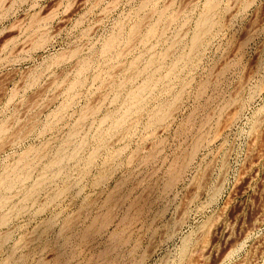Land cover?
Here are the masks:
<instances>
[{
	"label": "rangeland",
	"instance_id": "374dc122",
	"mask_svg": "<svg viewBox=\"0 0 264 264\" xmlns=\"http://www.w3.org/2000/svg\"><path fill=\"white\" fill-rule=\"evenodd\" d=\"M0 222V264H264V0H0Z\"/></svg>",
	"mask_w": 264,
	"mask_h": 264
},
{
	"label": "bare ground",
	"instance_id": "6f19581e",
	"mask_svg": "<svg viewBox=\"0 0 264 264\" xmlns=\"http://www.w3.org/2000/svg\"><path fill=\"white\" fill-rule=\"evenodd\" d=\"M209 13V12H208ZM207 13V14H208ZM209 15V14H208ZM207 15V16H208ZM205 16V15H204ZM209 19H210V16H209ZM203 21H206V22H208L206 19L205 20H203ZM204 23V22H203ZM201 24H202V22H201ZM210 24V23H209ZM205 26H209V25H205ZM200 27H201V25H200ZM204 26L202 25V28H203ZM207 28V27H206ZM210 29V28H209ZM204 31H205V29H203ZM207 30V29H206ZM200 32V31H199ZM205 34V32L202 34V36ZM196 35H198L197 33H196ZM196 35H195V37H196ZM202 36H198V37H202ZM194 38V37H193ZM117 39V38H116ZM201 39V38H200ZM115 40V39H114ZM197 40H198V38L196 37L195 39H194V42L196 41L197 42ZM200 41V40H199ZM109 42H111V41H109ZM112 42H113V40H112ZM198 44H199V42H197ZM113 44H114V42H113ZM107 46H109L110 47V45H107ZM194 46V45H193ZM136 98V97H135ZM157 115V114H156ZM158 118V117H157ZM196 149V148H195ZM63 159V158H62ZM58 160V159H57ZM60 161H62V160H60ZM56 162V161H55ZM55 162H54V164H55ZM57 164V163H56ZM45 177V176H44ZM44 180V179H43ZM35 188V187H34ZM35 190V189H34ZM58 196V195H57ZM4 221V220H3ZM1 223V222H0ZM3 224V223H2Z\"/></svg>",
	"mask_w": 264,
	"mask_h": 264
}]
</instances>
